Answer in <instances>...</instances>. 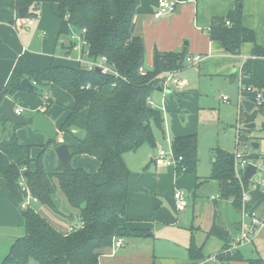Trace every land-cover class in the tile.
Here are the masks:
<instances>
[{
  "label": "trees",
  "instance_id": "1",
  "mask_svg": "<svg viewBox=\"0 0 264 264\" xmlns=\"http://www.w3.org/2000/svg\"><path fill=\"white\" fill-rule=\"evenodd\" d=\"M44 3L58 5L60 34L70 37L72 31L77 32L85 41L90 58L94 61L106 58L113 72L104 75L96 69L68 65L32 71L20 58L8 84L0 92V107L7 97L18 92L37 93L39 86H58L74 99V106L60 132L75 141V145L69 146L73 156H90L100 166L96 173H88L73 166L65 168L60 163L58 170L50 174L44 170V150L32 170L31 146L22 144L16 135L9 141L0 142V177L7 181L10 198L18 208L21 209L24 200L19 185L23 176L41 205L62 215L55 198L60 191L69 205L79 211V219L84 224L64 234L34 208L21 209L25 236L11 247L0 264H100L101 254L112 247L115 238L146 235V232L128 226L126 209L132 173L124 155L144 145H156L154 127L164 130V116L161 111L151 108L149 101L160 88L163 74L181 70L184 54L155 51L153 68L146 66L144 39L132 34L140 0L11 1L17 13L22 8H29L26 17H18V22L39 18ZM242 17L243 10L238 7L225 17L213 18L211 39L220 41L230 54L240 53L244 43H253L252 56L264 57V48L256 45L255 33L243 26ZM227 22H230L229 26ZM251 63L252 59H249L243 66L246 75L251 73ZM142 68L147 71L145 76L140 73ZM25 79L30 81V86L23 84ZM262 92L264 86L259 91L261 95ZM263 110L264 102L253 112L262 113ZM241 111L243 122L245 114L243 109ZM247 119L250 123L251 115ZM247 125L240 130L242 136L249 130ZM50 144L59 146L58 143ZM173 146L176 154L184 158L186 172L195 174L197 135L177 137ZM212 179L220 183L221 197L231 200L240 212L242 189L236 178L232 154L216 150ZM251 195L253 203L264 200V194L259 190L251 191ZM211 235L227 238V232L218 226L212 228ZM195 248V245L191 247L190 256L202 259V251ZM217 258L264 264L262 258L246 257L239 250L233 255L220 253Z\"/></svg>",
  "mask_w": 264,
  "mask_h": 264
},
{
  "label": "crops",
  "instance_id": "2",
  "mask_svg": "<svg viewBox=\"0 0 264 264\" xmlns=\"http://www.w3.org/2000/svg\"><path fill=\"white\" fill-rule=\"evenodd\" d=\"M11 1L0 0V92L8 84L20 58H23L32 71L46 69L53 65L78 67L76 63L68 61V56L77 57L79 54L71 37L72 34H77V32L72 31L70 37L60 34L61 21L58 17L57 4L44 3L40 7L39 18L18 22L19 15L13 9ZM178 2V7L173 14L156 18L154 14L157 11L158 0H140L139 13L134 19L132 34L142 36L144 39L146 66L150 69L153 68V61L150 64L147 59L150 56L153 60L155 51L161 53H183L182 68L177 71L178 77L182 79L183 70L186 73L189 67L192 66L185 59L189 56H202V62L196 66H198L199 72L203 75L234 79L241 76L242 81H247V87H251L253 90L258 89L257 91L259 92L264 86V57L252 56L254 44L244 43L238 55L230 54L220 41L211 39L210 29L213 18L225 17L231 11L241 7L243 10V26L254 31L256 45L264 48V0H178ZM31 21L34 23L30 24ZM249 59H252L251 73L246 75L243 71V66ZM234 82L235 80L231 81V83ZM254 87L257 89H254ZM160 89L157 91H162ZM175 91L182 93L181 96L183 98L186 96V90L184 89ZM170 93L167 92L168 95ZM158 95V93L155 94L152 100L158 105L166 104V100L162 101L163 99H159ZM262 95L264 96V92H262ZM262 98L261 104L264 102V97ZM7 99L15 105V108L23 109L21 115L26 119L33 120L37 113L43 112L59 131L57 143H66L69 146L75 145V141L71 136L67 137V139L66 137L59 138L61 134L60 128L74 106L73 97L66 91L54 84H50L39 86L37 93L18 92L7 97ZM251 101L255 104L252 111H250L253 112L257 108L258 102L256 100ZM167 113V108H165V113H163L164 130L160 131L162 136L160 135L159 137L158 133L155 132V146L144 145L137 151L124 155V161L132 173L126 209L128 226L133 230L144 231L146 235L124 238V246L115 250L116 253L115 251L113 252L112 247L104 250L99 258L100 264H135L133 261V256L135 255L133 253L141 251L144 252L143 256H145L146 246H149V244H146L148 243L147 239L154 236V232L159 231L162 227H170L171 225L174 227L179 224L180 216H184L187 212L189 194H194V199L191 201L194 207L197 200H203V194L209 193L211 189H214V185L217 186V197L210 196L208 198L216 205V216L218 210L220 211L221 209L220 205L225 206L227 219L226 223L214 221L213 225L209 226V237L214 236L211 235L214 226L223 228L227 232L226 240L219 236L216 237L222 239L224 247L226 242L232 241L239 233L240 212L232 205L231 200L221 197L220 183L212 179L215 152L217 149L223 150L222 148L214 149L209 170L210 175L199 177L197 170L201 158L198 138V166L195 180H192L191 185H189L188 180H185L187 176L180 175L187 172L155 165L154 158L157 155V148H166L163 145L164 143L166 144L167 135L172 140L188 135H197L198 137L197 133L188 134L191 131H186L185 129H180L181 132L172 137L165 117ZM241 113L240 108L239 124H242ZM240 130L238 129L237 136ZM14 135L18 137L22 144L31 146V158L34 160L31 165L32 170L35 169V160L44 150L46 154L44 155V170L50 174L58 170L61 162L55 152L56 146L50 144L49 138L43 133L36 132L32 124L29 126H15L8 122L0 109V142L9 141ZM45 142L50 145L48 148H46ZM33 146L39 147V155H32ZM132 155L136 157L135 159H138L137 155H139V162L137 161L135 165H133L131 160ZM72 166L84 169L88 173H96L100 164L95 158L90 156L77 155L72 158ZM188 177L190 178L191 176ZM183 187L188 188L189 194ZM177 190L184 191L186 194V207L183 211H179L175 204L173 195ZM55 198L58 205H61L60 212L62 215H58L53 211L55 217L53 215L48 217L43 214V209L47 207L40 203L34 205L33 208L61 233L68 234L72 229L80 228L79 211L69 205L67 199L60 191L57 192ZM218 200H221L222 204H218ZM255 204L258 209L261 206L264 208V200ZM21 209L10 198L7 181L0 177V263L8 255L11 247L25 236V219ZM189 215V218L193 216L192 214ZM149 233L152 235H149ZM248 247H252L251 249L255 250L264 260V227L253 243L240 247L239 251L246 257H250L244 252V249ZM199 250L202 251L201 248ZM217 255L208 257L204 255L203 261L195 264H249L244 261H226L222 258H217ZM146 264L149 263L146 262Z\"/></svg>",
  "mask_w": 264,
  "mask_h": 264
},
{
  "label": "rangeland",
  "instance_id": "3",
  "mask_svg": "<svg viewBox=\"0 0 264 264\" xmlns=\"http://www.w3.org/2000/svg\"><path fill=\"white\" fill-rule=\"evenodd\" d=\"M152 61H154V59L152 60L149 56L147 62L151 64ZM183 72L182 79H185L189 84L184 88V90H186V96L184 98L181 96L182 93H177L175 90L171 91V89L169 90V92H171L169 95L162 91H157L155 94L158 93V97L159 99L162 98V101L166 100V104L160 105H164L165 108H167L168 113L165 117L169 127L168 130L172 137L178 135V133L181 132L180 129L191 131L188 132V134H198L201 162L197 170V175L199 177H207L210 175L209 170L211 168L214 149L222 148L229 154H233V157L236 150L243 152L250 161L260 166L256 178L264 179V113L247 112L244 108V101L252 102L251 100H256L255 96H253L254 93L246 91L248 85L246 84L247 81H242L241 76L235 79L205 76L199 72L198 66H191L186 73L184 70ZM232 80H235V82L231 83ZM254 89L257 88L254 87ZM257 90L254 91L257 92ZM223 97L229 98L230 101L225 102ZM258 106L260 107L261 105H257L255 110H259ZM240 108L241 110L243 109L245 118L251 115L252 121L250 123L248 119L245 120L244 118L243 122L241 121L242 124H239ZM246 122H248V124H255L256 129L247 130L245 136L241 137V140L244 141L247 146V148H244L236 145V136L238 129H243L244 126L247 125ZM154 131L158 133V137L160 135L162 136L159 129L154 127ZM62 137H66L67 139L69 135L61 133L59 138ZM44 144L46 148L50 146L47 142ZM255 144H258V147H254ZM163 146L167 147L165 143ZM38 150L39 147L33 146L32 155H39ZM158 150L159 148H157V152ZM137 156L138 159H135L136 157H134V155L131 156L133 165H135L137 161L139 162V155ZM180 175L187 176L185 180L189 181V185H191L192 180H195V174L193 173H182ZM188 176L191 177L189 178ZM216 187L217 186L214 185V189L210 190L211 192L203 194V200H197L196 206L194 207L191 202L194 199V194H189L187 191L188 188L183 187L190 196L187 212L184 216H180L179 224H176V227L172 225L170 227L166 226L154 232V236L147 239L148 243L146 244H149V246H146V255L143 256L144 252L141 251L133 253V255H135L133 256L134 263L195 264L197 262H202V259H192L189 256L190 249L194 245L198 249L201 248L203 255L207 257L217 255L218 253L224 255V251L232 245L231 241L229 240L226 242V245L223 247L224 244L222 239L216 236L209 237L208 234L209 226L213 225L214 221L217 223H226L227 219L225 206L220 205L221 209L220 211L218 210L216 216V205L209 199L210 196L217 197L218 190ZM218 204H222L221 200H218ZM59 209L61 210V205H59ZM260 209V214L264 216V208L261 207ZM43 214L48 217L52 215L55 217L53 210L49 207L43 209ZM189 214L193 216L189 218ZM251 248L252 247H248L244 249V252L250 256L249 258L260 257V255ZM32 264L36 263L33 262Z\"/></svg>",
  "mask_w": 264,
  "mask_h": 264
},
{
  "label": "built area",
  "instance_id": "4",
  "mask_svg": "<svg viewBox=\"0 0 264 264\" xmlns=\"http://www.w3.org/2000/svg\"><path fill=\"white\" fill-rule=\"evenodd\" d=\"M178 0H158L157 11L154 14L156 18H161L170 14H173L178 7ZM34 22L31 21L30 24ZM227 25H230V22H227ZM72 41L76 44L75 48L79 51L77 57L68 56V61L74 62L77 66H84L89 70L99 68L101 73L107 75L113 72L112 66L108 64L106 58H101L99 61H94L90 58V52L86 49V43L82 40V38L77 35H72ZM202 56H189L185 59V61L192 66L198 65L202 62ZM141 75L145 76L147 71L145 69L140 70ZM163 81L160 85L163 93L169 92V90H182L188 86V82L185 79H181L178 77L177 72H166L163 74ZM35 84V83H34ZM246 91L249 93H254L256 101L258 105H261L262 95L257 91L255 92L251 87H247ZM225 102H229V98L223 97ZM149 105L151 108L159 110L165 113V107L163 105H158L154 100L149 101ZM15 112L17 115H21L23 113V109L15 108ZM241 133L236 136L237 138V146L247 148L244 141L241 140ZM166 148H159L156 157L154 158V163L158 167H166L173 168L176 171L186 172L187 168L183 164L184 158L181 155H177L172 138L167 135L166 138ZM249 165L256 166V173L252 176L250 180H247L245 177V172ZM260 169V166L252 162L248 159L247 155L239 150H236L234 153V170L236 174V178L242 189V204L240 210V230L237 236L231 241L232 245L224 251V254L233 255L236 251L240 249L242 246L249 245L254 242L256 236L264 227V216L260 214V210L258 209L256 204L252 201L251 191L259 190L262 194H264V179H257L256 175ZM264 171V168H263ZM247 181V182H246ZM19 185L21 191L23 193L24 200L22 201L21 208L28 209L33 208L34 205L39 204V200L36 196L33 195L26 179L21 176ZM174 200L176 207L179 211H183L186 207V194L184 191L177 190L175 191ZM262 207V206H261ZM84 224L81 222L80 228L83 227ZM75 229H72V232ZM124 246V238L117 237L113 241L112 249L113 252L117 249H120Z\"/></svg>",
  "mask_w": 264,
  "mask_h": 264
},
{
  "label": "water",
  "instance_id": "5",
  "mask_svg": "<svg viewBox=\"0 0 264 264\" xmlns=\"http://www.w3.org/2000/svg\"><path fill=\"white\" fill-rule=\"evenodd\" d=\"M28 12H29V8L20 9L18 12L19 17L25 18ZM96 71L99 73L101 72L99 68H97ZM23 84L26 86L31 85L30 81L27 79L23 81ZM243 106L247 112H250L254 108L255 104L252 102L245 101L243 103ZM0 109L4 118L8 122H11L15 126H29L32 124L36 132L45 134L49 138L50 142L57 143L59 131L55 128L54 123L48 117H46V115L43 112L37 113L33 120L26 119L22 115L16 114L15 105L9 99L3 101ZM246 127L251 130L256 129L255 124H249ZM254 147H258V145L255 144ZM55 152L59 161L65 168H70L72 166L73 154L68 144L66 143L59 144V146L56 147ZM255 173H256V166L249 165V167L245 172L246 179L250 180ZM149 235L152 234L149 233Z\"/></svg>",
  "mask_w": 264,
  "mask_h": 264
}]
</instances>
